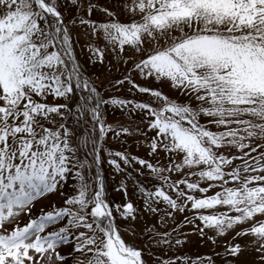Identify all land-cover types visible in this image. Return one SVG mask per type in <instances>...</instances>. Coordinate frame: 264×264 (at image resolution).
Returning <instances> with one entry per match:
<instances>
[{
  "label": "snow or ice",
  "instance_id": "obj_1",
  "mask_svg": "<svg viewBox=\"0 0 264 264\" xmlns=\"http://www.w3.org/2000/svg\"><path fill=\"white\" fill-rule=\"evenodd\" d=\"M0 264H264V0H0Z\"/></svg>",
  "mask_w": 264,
  "mask_h": 264
},
{
  "label": "rangeland",
  "instance_id": "obj_2",
  "mask_svg": "<svg viewBox=\"0 0 264 264\" xmlns=\"http://www.w3.org/2000/svg\"><path fill=\"white\" fill-rule=\"evenodd\" d=\"M114 199H120V197H119V195H116L115 197H114ZM38 203H42V201H38ZM24 217H21V219H23ZM184 251L186 252V253H189V254H196V253H198V252H200V251H203V249H198L197 247H195V245H193V246H191L190 248L189 247H186L185 249H184Z\"/></svg>",
  "mask_w": 264,
  "mask_h": 264
}]
</instances>
